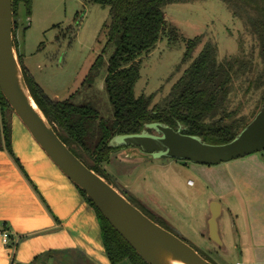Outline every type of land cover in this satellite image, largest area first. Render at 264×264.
I'll use <instances>...</instances> for the list:
<instances>
[{"label":"rangeland","instance_id":"374dc122","mask_svg":"<svg viewBox=\"0 0 264 264\" xmlns=\"http://www.w3.org/2000/svg\"><path fill=\"white\" fill-rule=\"evenodd\" d=\"M165 13L168 29L176 27L177 33L171 34L167 29L156 48L142 58L136 95H153L151 107H165L172 99L175 84L192 60L205 44L213 43L217 46L219 61L239 57L251 59L256 65L255 70L233 81L227 102L229 111H239L238 117H252L258 106H262L263 89L250 88V80L262 73L264 65L258 38L247 21L224 0H177L166 6ZM251 13L255 16V12ZM109 25V8L94 0H31L30 13L27 3L21 0L13 25L15 54L23 56L22 61L33 70L46 94L53 99L64 101L72 97L75 104H90L99 111L101 119L111 122L114 109L105 83L108 62L114 51L107 46ZM194 39H198V44L190 59L183 62L188 41ZM98 59H101L100 64L92 71ZM120 154V151L115 152L103 165L108 180L120 192L127 198L137 199L159 223L214 263L243 262V245L249 239L239 238L240 224L235 223L227 210L218 219L224 246L208 236L210 190L213 188L207 179L216 181L224 174L227 177L224 169L229 161L203 165L145 156L124 159ZM251 155L264 159V151L248 156ZM189 182L196 186L188 187ZM74 257L72 261L64 260L60 254L52 258L56 261L54 264H88L82 254ZM46 258L44 256L42 262ZM127 264L131 263L127 261Z\"/></svg>","mask_w":264,"mask_h":264},{"label":"trees","instance_id":"16d2710c","mask_svg":"<svg viewBox=\"0 0 264 264\" xmlns=\"http://www.w3.org/2000/svg\"><path fill=\"white\" fill-rule=\"evenodd\" d=\"M20 1L13 0L14 17ZM24 1L30 13L31 0ZM94 1L109 8L107 46L114 51L108 62L105 83L114 109V118L111 122L101 119L99 111L90 104H75L72 97L64 101L51 98L24 66L22 55H19L18 59L32 96L57 134L75 155L107 181L109 180L103 172V165L120 150L110 146L111 139L116 135L138 133L147 123L161 122L174 129L182 128L185 134L201 136L208 143L222 144L231 141L240 133L250 122V118L252 119L260 110L261 106H258L259 108L250 118H240L238 110H228L227 102L233 81L255 70L256 65H253L251 59L239 57L219 61L217 46L213 43L205 44L198 56L192 60L175 84L172 99L168 104L165 107L152 108L153 95L137 96L135 91L141 78L142 58L148 56L162 40L163 34L168 29L165 8L177 0ZM224 1L229 8L234 9L236 14L247 21L252 32L257 36L260 44L259 55L264 65V0ZM252 11L255 12V16L252 15ZM168 32L177 33V28H169ZM197 44L198 39L188 41L183 62L190 59ZM100 61L101 59L96 61L92 71L98 67ZM252 87L263 89L260 103L263 105L264 69L257 78L250 80V88ZM0 111V149L5 148L22 169L12 147L14 112L1 92ZM77 189L97 214L106 254L111 264H127V261L131 264H148L111 226L86 193L79 187ZM121 193L125 196L123 192ZM127 199L153 221L176 234L159 223L153 213L142 206L137 199ZM55 252L57 251H49L39 258L53 255ZM67 253H71V257L75 258L73 253L76 252ZM68 260L72 261L71 258ZM85 261L94 264L88 259Z\"/></svg>","mask_w":264,"mask_h":264},{"label":"crops","instance_id":"0c3cea01","mask_svg":"<svg viewBox=\"0 0 264 264\" xmlns=\"http://www.w3.org/2000/svg\"><path fill=\"white\" fill-rule=\"evenodd\" d=\"M20 121L13 116L12 147L22 169L5 148L0 149V264H54L56 254L71 258L68 251L94 264H111L95 210ZM224 171L227 177L207 179L213 188L210 202L221 203L220 217L227 210L240 224L239 238L248 237L241 264H264V159L251 155L232 160ZM49 251L57 252L42 262L44 257H39Z\"/></svg>","mask_w":264,"mask_h":264},{"label":"water","instance_id":"95a60500","mask_svg":"<svg viewBox=\"0 0 264 264\" xmlns=\"http://www.w3.org/2000/svg\"><path fill=\"white\" fill-rule=\"evenodd\" d=\"M13 0H0V92L48 157L77 187L83 190L111 226L148 264H214L185 240L162 227L132 204L113 184L88 167L64 143L39 107L26 83L14 50ZM110 146L125 149L124 159H175L216 165L264 151V104L255 117L231 141L206 142L182 128L147 123L133 134H119ZM221 203L211 204L209 237L222 243L218 219Z\"/></svg>","mask_w":264,"mask_h":264},{"label":"built area","instance_id":"2783aa9c","mask_svg":"<svg viewBox=\"0 0 264 264\" xmlns=\"http://www.w3.org/2000/svg\"><path fill=\"white\" fill-rule=\"evenodd\" d=\"M189 184H190V185H193L194 183H192V182H189ZM9 239H10V238L8 237V235H7V234H5V235H4V240H5V242H7V243H8V242H9Z\"/></svg>","mask_w":264,"mask_h":264},{"label":"flooded vegetation","instance_id":"af4514ba","mask_svg":"<svg viewBox=\"0 0 264 264\" xmlns=\"http://www.w3.org/2000/svg\"><path fill=\"white\" fill-rule=\"evenodd\" d=\"M127 148H129V147H123V148H119L120 150L119 151H121V150H123V149H127ZM154 215V214H153ZM156 220H157V217L155 216L154 217ZM166 227V226H165ZM168 228V227H167Z\"/></svg>","mask_w":264,"mask_h":264},{"label":"bare ground","instance_id":"6f19581e","mask_svg":"<svg viewBox=\"0 0 264 264\" xmlns=\"http://www.w3.org/2000/svg\"><path fill=\"white\" fill-rule=\"evenodd\" d=\"M21 122V121H20ZM24 125V124H23ZM179 264V263H178Z\"/></svg>","mask_w":264,"mask_h":264}]
</instances>
